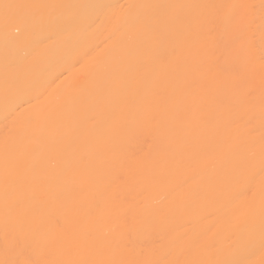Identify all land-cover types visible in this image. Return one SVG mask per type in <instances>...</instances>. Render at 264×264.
<instances>
[{
	"label": "bare ground",
	"instance_id": "bare-ground-1",
	"mask_svg": "<svg viewBox=\"0 0 264 264\" xmlns=\"http://www.w3.org/2000/svg\"><path fill=\"white\" fill-rule=\"evenodd\" d=\"M0 264H264V0H0Z\"/></svg>",
	"mask_w": 264,
	"mask_h": 264
},
{
	"label": "rangeland",
	"instance_id": "rangeland-1",
	"mask_svg": "<svg viewBox=\"0 0 264 264\" xmlns=\"http://www.w3.org/2000/svg\"><path fill=\"white\" fill-rule=\"evenodd\" d=\"M15 33H19V31L18 30H16L15 29ZM26 52H28V49H23V53H26ZM82 67H83V61H81V59H79L78 61H76L75 62V64H74V68L76 69V77H78V86H77V88L78 89H83L84 87H85V85H86V75H85V73L83 72V69H82Z\"/></svg>",
	"mask_w": 264,
	"mask_h": 264
},
{
	"label": "snow or ice",
	"instance_id": "snow-or-ice-1",
	"mask_svg": "<svg viewBox=\"0 0 264 264\" xmlns=\"http://www.w3.org/2000/svg\"><path fill=\"white\" fill-rule=\"evenodd\" d=\"M5 7H7V6H5Z\"/></svg>",
	"mask_w": 264,
	"mask_h": 264
}]
</instances>
